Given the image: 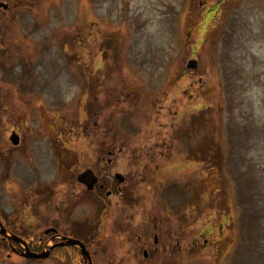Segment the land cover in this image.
<instances>
[{
	"label": "rangeland",
	"instance_id": "374dc122",
	"mask_svg": "<svg viewBox=\"0 0 264 264\" xmlns=\"http://www.w3.org/2000/svg\"><path fill=\"white\" fill-rule=\"evenodd\" d=\"M0 1L7 232L42 248L54 226L101 248L116 191L77 175L154 173L135 187L182 198V256L167 264H264V0ZM7 246L0 264H51Z\"/></svg>",
	"mask_w": 264,
	"mask_h": 264
},
{
	"label": "flooded vegetation",
	"instance_id": "af4514ba",
	"mask_svg": "<svg viewBox=\"0 0 264 264\" xmlns=\"http://www.w3.org/2000/svg\"><path fill=\"white\" fill-rule=\"evenodd\" d=\"M222 1L220 0V3ZM219 4L214 8L212 7V10H217ZM103 160V157H98V166H103L105 163ZM136 161L138 163L135 166L139 164V160ZM94 173L98 177V181L94 188L89 191L95 195L103 193L108 199L116 191L119 201L118 204L110 202L109 204L106 201L104 203V207L109 211L107 212V217L110 219L112 217V220L111 224H105L108 228L105 229L107 230V234L103 238L108 237V240L103 239V241H100L101 248H94L92 250L88 246L89 243L85 244L81 238L63 234L58 228L50 226L48 229H54L55 231L47 232L45 230L44 235L38 239V244L44 242L42 248L40 245L34 248V245L29 240H26L29 248L35 253L43 252L44 248L46 250L49 249L47 257L26 258L22 255L23 251L20 243L9 241L0 235V238L7 242V247L10 249L11 254L34 262L50 260L51 264H167L169 259L182 256V198L179 202H175L177 199L174 197L173 201L175 203L171 207H168V204L153 202L157 201L159 197L157 195L160 194V190H156L157 188L160 189V186L150 187L146 192H140L139 188L135 187L138 182L143 180L153 184V178L156 177L154 173H150L152 176L145 177L146 174L142 172V177L141 174L139 176L141 180L134 181V178L131 176L133 172L130 174L116 172L111 177V179L113 178V183L110 186L107 185L108 181L106 179L103 180L104 177L101 176L105 175L104 173L101 175L97 174L100 173L99 171H94ZM118 173L119 176H116ZM176 190L180 191L179 188ZM179 194L182 195V190ZM147 195H149L147 198H150L149 200L152 202H141L146 199ZM153 196L157 198H153ZM102 200L103 198H101ZM112 210H114L113 213ZM0 222H2L1 219ZM64 237H72L83 242L89 252L90 258H84L80 248L76 245L54 246L55 244L64 242ZM58 248L66 250L71 248L73 251L70 254L59 252L55 256ZM11 254L9 253L7 256ZM71 255L73 258L78 255L77 260L74 258L72 262ZM162 259H166V263L159 262Z\"/></svg>",
	"mask_w": 264,
	"mask_h": 264
},
{
	"label": "water",
	"instance_id": "95a60500",
	"mask_svg": "<svg viewBox=\"0 0 264 264\" xmlns=\"http://www.w3.org/2000/svg\"><path fill=\"white\" fill-rule=\"evenodd\" d=\"M0 7L3 9H6L7 4L0 2ZM196 66H197V61L194 59L190 60L187 64V68H195ZM11 141L15 145L18 144L19 143L18 135L13 134L11 136ZM116 176H119V173ZM76 179L79 183L84 185L88 190H92L98 181V177L95 175L94 171L91 168H86L85 170L80 172L77 175ZM52 230H54V229H48L46 231L49 232ZM0 233L3 234L4 237H7L10 241L13 240L15 242L22 244L24 247L22 254L25 257H28V258H45V257H47V255L49 253V249L46 251L40 252V253H35V252L31 251L28 247L27 242L24 239H22L18 235H15L12 233H7L6 228H4L1 223H0ZM63 239H64V242H61V243L56 244V245H76L80 248L81 253L84 256V258H90V255H89L88 250L86 249V246L80 240L72 238V237H64Z\"/></svg>",
	"mask_w": 264,
	"mask_h": 264
}]
</instances>
